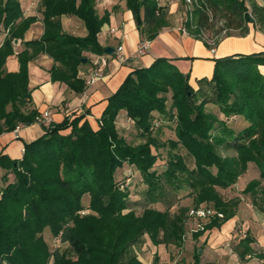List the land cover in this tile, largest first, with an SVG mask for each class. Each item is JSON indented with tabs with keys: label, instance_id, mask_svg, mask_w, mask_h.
Masks as SVG:
<instances>
[{
	"label": "trees",
	"instance_id": "1",
	"mask_svg": "<svg viewBox=\"0 0 264 264\" xmlns=\"http://www.w3.org/2000/svg\"><path fill=\"white\" fill-rule=\"evenodd\" d=\"M126 2L136 19L142 18L138 28L144 39L153 40L168 25L167 6L160 5L158 0ZM41 9L44 34L39 40H25V48L17 54L20 69L7 71V58L15 54L13 41L23 37L32 18L22 19L20 0H0V33L7 32L0 46V135L37 118V110L26 111L31 97L27 67L39 53L53 58L50 70L53 81L65 82L82 93L86 85L79 70L84 64L82 58H87L86 63L90 60L85 52L105 53L98 34L108 23L109 14L100 16L95 0H41ZM63 15L81 19L87 35L80 38L65 32ZM222 18L225 23L215 29L217 34L222 29H233L245 36L249 23L264 32V5L255 3L250 9L245 0L196 1L184 26L190 35L212 49L220 40L211 46L203 34L213 30ZM213 60V75L199 79L198 90L202 84L214 87V100L226 115H243L248 120L249 126L237 134L206 111L207 99L196 102L197 90L189 82V73L181 72L171 59L159 57L150 66L128 74L108 98L98 129L87 120L82 121L83 115L66 117L46 128L35 140L25 142L21 159L0 155V165L12 170L16 179L7 183L6 173L4 186L0 187V264H50L52 256L51 264H146L133 250L143 243L145 235L156 245L181 247L185 243L188 210L181 208L172 214L173 202L167 199L169 190H179L184 182L195 192L196 204L212 202L208 206L224 213L223 218L213 217L205 229L220 227L229 219L234 214V204L225 202L215 186L232 185L246 171L249 161L258 165L264 179V75L259 69L264 65V51ZM169 94L173 100L171 111L176 110L178 118L177 139L169 140V146L182 145L194 157L195 167L190 168L181 154H171L165 170L159 173L154 168L158 155L152 147L158 148L160 142L152 120L156 111L170 113ZM122 110L133 119L145 143L132 146L120 136L117 117ZM219 131L223 134H216ZM220 145L234 148L237 156L222 155L218 151ZM126 163L140 171L147 186V203H167L165 211L147 206L139 215L129 206L130 191L115 176ZM213 167L217 168L216 174ZM260 184L259 179L254 180L244 191L253 193ZM262 192L264 195V189ZM86 195L90 197L87 208L90 212L81 215ZM253 195L257 200V192ZM257 206L264 211V205L257 202ZM46 227L68 244L72 256L66 250L51 251L40 235ZM204 232L194 235L198 238ZM252 242L248 234L239 242L236 252L242 262L247 255L264 260V252L255 253ZM153 264H159L158 256ZM193 264H202L198 249Z\"/></svg>",
	"mask_w": 264,
	"mask_h": 264
},
{
	"label": "crops",
	"instance_id": "2",
	"mask_svg": "<svg viewBox=\"0 0 264 264\" xmlns=\"http://www.w3.org/2000/svg\"><path fill=\"white\" fill-rule=\"evenodd\" d=\"M160 5L167 6L168 25L163 27L158 35L151 40L150 50L144 55L133 57L139 44L144 39L138 28V19L133 11L128 8L126 0H110L104 3L102 0H95L96 10L103 16L108 12L109 21L106 22L98 34V41L105 49L109 57V65L105 76L91 85L86 81L93 70V60L100 55L86 51L90 58L88 63L82 64L79 70V77L84 79L86 88L82 92H76L68 84L61 81H53L50 70L54 66V60L47 53H39L28 64L29 87L31 97L26 111L35 109L38 111L35 122L31 124H20L14 131L4 132L0 135V155L8 159H21L24 151V143L31 142L45 132V127L38 121V118L49 111L55 124L61 123L66 117L74 118L84 116L94 129L99 128L101 116L108 104V98L117 91L126 77L134 69L150 66L156 58L166 57L185 74L189 73L190 84L199 87L198 80L203 77L211 78L214 72V58L224 57L236 53H254L264 51V32L253 23H249V32L245 36L228 35L220 39L214 50L208 48L203 40L180 30L188 17V12L182 10L180 0H158ZM23 18H32L29 27L23 37L15 38V54L7 58L5 68L7 71H18L20 62L17 54L25 48L24 42L40 39L45 31L43 13L41 12V0H20ZM259 2V1H258ZM264 5V0L260 2ZM187 7V5H186ZM185 19V21H184ZM63 30L75 36L84 37L88 31L84 22L74 15H63L61 17ZM115 31L112 32L111 29ZM7 32L0 33V46L3 43ZM124 48V62H119L113 53L106 51V48L121 46ZM260 72L264 75V65L259 66ZM122 112L126 114L125 110ZM121 116V115H119ZM5 162V160H4ZM9 170L0 165V175L4 176ZM231 226L236 223L246 227L240 230L248 232L253 239L251 247L255 253L264 252V211L259 209H246L239 211L231 220ZM225 229V228H224ZM220 229L208 230L200 237L206 240L207 244L202 248L200 260L202 264H264V260L255 255L246 256L242 262L236 252L241 236L232 247L230 244V231H219ZM244 231V232H243ZM191 243V242H190ZM166 248L175 246L173 244H160ZM159 245V246H160ZM185 247H187L185 243ZM146 264H152L153 260L141 257ZM192 261L190 264H193ZM161 263H163L161 261Z\"/></svg>",
	"mask_w": 264,
	"mask_h": 264
},
{
	"label": "rangeland",
	"instance_id": "3",
	"mask_svg": "<svg viewBox=\"0 0 264 264\" xmlns=\"http://www.w3.org/2000/svg\"><path fill=\"white\" fill-rule=\"evenodd\" d=\"M199 2L200 0H195L194 4H192L191 8L193 9V6L195 3ZM259 1V2H258ZM262 0H245L247 6L251 9L252 5L255 3L260 4ZM182 6V10L184 12H189L192 9H189L187 0H180ZM187 5V7H186ZM208 12L211 15V18L215 21L216 19L213 17V11L210 7H208ZM185 21V19H184ZM223 23H225V19H220L217 21V24L215 25V28L213 30L206 31L205 34H203V37L208 41V43L211 46H216L217 39H222L225 36H228L229 34L238 35L240 34L239 30H227L222 29L221 32L218 34L215 32V29L218 30V28L223 27ZM184 26V25H183ZM7 70V69H6ZM202 89L198 90L199 87H194L195 90H197V97L196 102L200 103L203 99H207L208 102L206 104V111L208 113H212L215 116H217L218 120L223 121L226 126H228L230 129H233L234 133L237 134L246 127L249 126L248 120L243 115H226L220 106L219 103H217L215 99V90L214 87L208 85V84H202ZM172 98L171 94L168 95V101H167V110L170 111V113H160V112H154V118L152 120V127L154 134L157 136L160 142V146L156 148L155 146L152 147L153 153L158 155V160L155 165V169L161 173L163 170H165L167 161L169 160V157L171 154H181L186 164L190 168L195 167V159L194 157L188 153V151L181 146L177 148H172L169 146V140L171 139H177L175 127L178 123L177 113L176 110L171 111L172 108ZM121 115V116H119ZM117 117V129L120 133V136L124 138L127 144H130L132 146H136L142 143H145V138L141 135V131L137 128L135 125L133 119L129 118L127 115H125L124 112H120ZM173 115V118H172ZM217 126H220L219 123H217ZM220 128V127H219ZM216 134H223L221 131L217 132ZM218 151L224 155V156H237V151L232 147H227L226 145H220L218 147ZM213 174L217 173V168L213 167L211 168ZM7 183L13 182L15 179V174L12 170H9L7 172ZM117 177V181L120 185H123L128 187L130 191V197H129V206L136 210L137 214H142L143 210L147 206L155 207L156 209H159L160 211H165L168 207L167 203H155L149 205L145 199V191L147 189L146 184L143 181V177L140 173V171L137 169L136 166L131 165L129 163H126L123 167L119 168L117 170V173L115 175ZM130 178V180H129ZM259 179L261 181V184L259 187L253 192H257V195H259L257 200H254L253 193H246L244 190L245 188L250 185V183L254 180ZM4 186V180L2 174L0 175V187ZM171 188V187H170ZM216 191L219 193V195L224 199L227 203H232L233 212L234 214L224 221V223L220 227H214L212 229H205L206 225L211 221V219L205 223L204 229H198L197 228V220H187L185 221V232H184V242L186 243L187 247H185V243L181 247L179 246H170L166 248L164 245H156L154 244L148 235H145L143 243H140L138 245H135L133 250L137 253L138 257L141 259L147 258L153 260L152 264L155 262L156 256L159 257V264H190L192 261H195V253L198 249L199 255H202V248L204 247L207 242L206 240L201 238L200 236L197 238L194 234L198 231L204 230L205 233H207L208 230H215L220 229L219 231L226 230L227 232L230 231L231 236L230 237V244L233 247L236 244V241L241 236H244L245 233L248 234V232L242 233L240 230H245L246 227L243 225H239V223L235 224L234 226H231L232 222L231 220L234 218L235 215L240 211H244L246 209H259L257 206L258 204L264 205L262 201H264L263 195V189H264V179L261 178L260 175V169L258 165L254 161H249L247 163V169L244 173H242L237 180L227 188L222 187L221 185L215 186ZM264 196V195H263ZM89 195H86L84 197L83 203L85 205V210L81 211L80 214H86L90 212L88 210L89 205ZM167 199L171 202H173V205L170 208V212L177 213L181 208H185L188 210V213L190 209L194 207H200V206H208L213 205L212 202H202L199 204H196L195 200V192L192 191L191 187L187 185L186 182L182 184V187L179 190L173 191L169 190ZM260 210V209H259ZM222 213V212H221ZM218 217V216H215ZM224 217V214H223ZM219 217V218H223ZM225 228V229H224ZM196 229H198L196 231ZM43 239L47 242L49 245V248L51 251H65L68 253V255L72 256V252L68 250V244L62 242L61 237H55L52 234V231L50 227H46L44 231L42 232ZM244 236L243 238H245ZM242 240V239H241ZM191 242V243H190ZM54 260V256L51 257V260L49 263L51 264ZM143 261V260H142ZM161 261L163 263H161ZM144 262V261H143ZM145 263V262H144ZM194 263V262H193Z\"/></svg>",
	"mask_w": 264,
	"mask_h": 264
},
{
	"label": "built area",
	"instance_id": "4",
	"mask_svg": "<svg viewBox=\"0 0 264 264\" xmlns=\"http://www.w3.org/2000/svg\"><path fill=\"white\" fill-rule=\"evenodd\" d=\"M104 3H107L110 0H102ZM195 0H187L189 9H192L191 6L194 4ZM180 30L184 32L185 34H189L188 30L185 26L181 27ZM112 32L115 31L114 28L111 29ZM150 43L151 41L148 39H143L141 43L139 44L137 50L133 53V57H138L141 55H144L148 50H150ZM211 44V43H210ZM215 48V47H214ZM212 48V50H214ZM114 51L113 55L116 57V59L121 63L126 60L124 57V48L121 46H118ZM93 70L89 77L87 78L86 84L91 85L95 83L96 81L102 79L105 76L106 69L109 65V57L107 54L97 56L93 60ZM38 121L43 124L45 127H50L54 122L52 120L51 113L49 111H45L39 118ZM130 180V178H129ZM224 213H221L217 211L215 208L211 206H200V207H194L190 209L189 213L187 214L189 216V220H197V228L198 229H204L205 223H207L211 218L218 216L223 217ZM196 229V231L198 230Z\"/></svg>",
	"mask_w": 264,
	"mask_h": 264
},
{
	"label": "water",
	"instance_id": "5",
	"mask_svg": "<svg viewBox=\"0 0 264 264\" xmlns=\"http://www.w3.org/2000/svg\"><path fill=\"white\" fill-rule=\"evenodd\" d=\"M142 23V18L138 17V25H141ZM106 51L109 53H113L114 52V48H106ZM82 62L85 63L87 62V58H82Z\"/></svg>",
	"mask_w": 264,
	"mask_h": 264
}]
</instances>
